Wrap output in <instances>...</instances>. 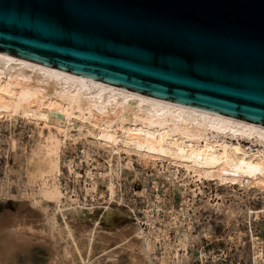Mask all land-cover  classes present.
<instances>
[{"label":"bare ground","instance_id":"1","mask_svg":"<svg viewBox=\"0 0 264 264\" xmlns=\"http://www.w3.org/2000/svg\"><path fill=\"white\" fill-rule=\"evenodd\" d=\"M19 118L38 126L43 136L41 147L29 159L27 178L32 185L40 182L41 199L55 204L52 212L44 210L45 222L58 241L55 258L62 254L66 264H92L94 253L107 242V236L98 233V222L95 228L82 234L85 240L81 241L67 221L68 212L82 215L87 209L90 212L95 209L81 202L80 192L86 197L99 192L97 174L92 169L87 176L92 183L87 182L85 187L75 184L70 192H64L63 153L69 141L83 138L108 150L110 160L101 163L107 171L99 173L108 182L104 191L109 194L110 204L117 196L115 160L118 175L125 169L139 181V174L134 171L135 157L146 165L169 163L175 176L182 171L187 175V182L216 181L237 189L238 198L264 201L263 124L169 101L0 51V122ZM69 165L79 180L82 175L74 169L73 160ZM197 191L194 190L195 196L204 193L202 187ZM238 191H242L241 195ZM103 195L104 192L100 198ZM247 212L251 219L259 220L264 206L249 208ZM116 213L120 209L107 205L106 218ZM184 222L176 214L170 222L180 237L174 258L180 259L181 250L188 251L190 233L189 228L182 230ZM3 227H0L3 233L0 236L4 238L0 239V264H19L15 252V235L19 233L15 228ZM117 237V244L130 251L133 264H153L152 239L144 230L137 228L130 235L119 233ZM156 238L158 241L160 235ZM165 239H170L169 229L165 230ZM259 256L264 258L262 247ZM170 258L169 251L164 262Z\"/></svg>","mask_w":264,"mask_h":264},{"label":"water","instance_id":"2","mask_svg":"<svg viewBox=\"0 0 264 264\" xmlns=\"http://www.w3.org/2000/svg\"><path fill=\"white\" fill-rule=\"evenodd\" d=\"M0 51L264 125V0H0Z\"/></svg>","mask_w":264,"mask_h":264},{"label":"rangeland","instance_id":"3","mask_svg":"<svg viewBox=\"0 0 264 264\" xmlns=\"http://www.w3.org/2000/svg\"><path fill=\"white\" fill-rule=\"evenodd\" d=\"M42 143L40 128L25 119L0 122V227L15 228L19 233L15 235L19 264H66L62 254L59 259L55 258L58 241L45 222L44 210L52 212L55 204L42 200L41 183L32 185L27 178L29 159ZM67 147L61 176L64 192H70L75 184L85 187L87 182L92 183L87 177L89 169L97 174L99 192L87 197L81 192L79 195L87 208L95 209L92 212L87 209L82 215L70 212L67 215L75 236L81 237L79 240H85L82 234L95 228V222L99 223L98 233L107 236L106 244L92 256V264H133L130 251L117 244V235H130L137 228L152 239L150 258L153 264H264V258L259 256L261 247L264 248V213L257 220L251 219L247 212L249 208H262L263 199L238 198L237 189L234 191L216 181L187 182V175L182 171L175 176V169L169 168V163L146 165L135 157L134 171L139 174V181L125 169L118 175L115 160L113 176L117 196L110 204L109 194L104 191L108 182L100 174L107 171L101 163L110 160L108 150L83 138L69 141ZM71 160L76 172L82 175L79 180L70 170ZM123 161L127 162V156ZM199 187L204 193L195 196L194 190L199 193ZM102 192L104 197L100 198ZM238 192L241 195L242 191ZM107 205L120 209V213L106 218ZM175 214L185 221L182 230L189 228L190 233L188 251L181 250L180 259L174 258L180 237L176 227L170 225ZM59 219L63 224L61 215ZM166 229H169L170 239H165ZM156 232L160 235L158 241ZM169 251L171 258L166 263L164 256Z\"/></svg>","mask_w":264,"mask_h":264}]
</instances>
